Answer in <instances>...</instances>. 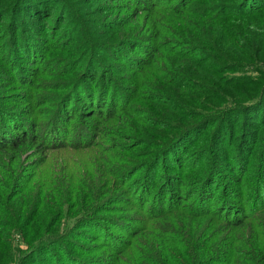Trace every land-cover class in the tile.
Masks as SVG:
<instances>
[{"label":"rangeland","instance_id":"1","mask_svg":"<svg viewBox=\"0 0 264 264\" xmlns=\"http://www.w3.org/2000/svg\"><path fill=\"white\" fill-rule=\"evenodd\" d=\"M170 1L167 0L161 9L166 8L165 6ZM220 1L239 0H194L195 4L206 5L210 11L203 7H193L190 13L183 15H180L178 11L173 12L174 15L162 14L166 10L157 7L156 15H150V17L129 14L125 6H112L113 4L109 0H97L96 4L104 10H97L98 15H93V13L83 15L89 26L90 22L94 23L95 20V24H98L100 18L108 21L126 15V23L123 24V27L132 31L138 25H145L147 20L156 18L158 21L161 19L165 22L164 31L166 33L169 31L166 28L168 26L173 32L184 29L188 33L189 30L193 32L191 37L195 40L184 39L183 42L178 43L181 45L180 48L171 47L170 41L166 43L165 47L160 46V49L164 50L162 52L160 50V55L155 61H152L151 68L146 72L128 68L129 63L125 58L130 59L131 55L138 54L135 50L132 51L125 47L123 53L125 58H121L120 54L105 56L103 59L104 73L118 78L117 80L130 86L128 90L140 95L138 97L121 96V99L116 100L112 105L114 106L112 111L109 110L110 100L107 101L105 107H103L105 105V100H103L100 104L102 107H99V113L96 108L92 107L91 111L82 115L80 121L76 117V125L80 126V131L83 129L81 136L71 133L73 125L64 124L62 127L54 118H48L46 121L45 117L41 116L44 115L43 111L46 112V108L54 106L55 96L59 92L56 86L59 84L61 76L57 73L50 75L52 70L50 60L44 59L41 64H32V70L24 72L27 75L24 80L28 86H24L23 82L16 85L17 88H24L28 94L33 91L40 94L34 104H28L27 98L23 95H15L17 89L11 88L13 86L10 81L13 78V69L9 71L7 65L0 60V81L5 77L8 78L7 83L0 86V96L10 94L4 95L3 98L0 97V107L9 111L5 122H12L9 121L12 117L14 120L26 124L24 131L35 134H40L39 131H34L36 126L40 128L39 124L46 122V132H43L41 136L43 134L50 135V131H56L59 134L56 139L67 141L69 144L62 149H59L60 145L50 146L44 153L35 152L34 147L29 143L14 152H12L13 149L7 150V154L0 157V207L3 204L11 209L13 207L15 214L18 215L20 209L23 208L21 206L19 209V201L23 195L27 198L36 190H39L41 196L49 192L54 195V203H52L59 205L62 210L60 215L55 218L56 227L51 230L53 234L83 243V234L80 236L74 231L77 225L78 210L97 206L98 202L109 205L113 202L110 197L111 193L116 194L122 188L124 181L132 180L137 176V171L146 170V166L143 167L148 156L146 152L154 150L157 145L156 141L160 137L168 135V132L171 134L170 132L174 130L177 134H186V128L193 124H196L195 130H191L189 135L184 137L185 139L189 138V142L184 147H181L183 144L180 146L182 153L189 154L188 152L193 149L196 152H199L200 149H207V153H212L213 149V154L216 155L218 162L220 160L225 165L220 168L222 173L216 176V183L212 185V192L209 193V195L212 194L211 205L219 209L222 204L221 198H227L228 195L233 196L238 207L237 209L233 208L234 212L231 214L233 216L241 213L242 208L243 211L252 213L258 208V205L259 207L264 206V165L261 166L257 158L261 155L255 158L251 146L243 152V165L241 163L239 165V160L230 161L229 145L231 142L226 139L223 142H214L215 137L220 133L223 136L226 134L230 140L232 136H237V134L228 133V128L232 126L236 118L233 113L231 115L230 107L243 100L244 96H247L248 87L253 85L250 80L240 77L264 76V19L238 17L228 10L221 12L218 9ZM3 2L4 0H0V7L4 4ZM75 4L86 9L93 7L92 4H84L81 0H77ZM105 5L106 7H103ZM259 10L256 12H261ZM160 15L165 19L159 18ZM259 15H264V12ZM93 17L96 19H92ZM27 20L29 21V18ZM63 20L64 17L58 22L51 18L38 20L35 22V26L39 27L38 36H41L44 40L43 43L47 45L44 48L49 50L48 54L58 56L61 59L60 68L68 70L65 78L70 77L64 86L74 84L75 88L74 75L72 74L77 66L74 65L73 68L71 63L77 56L72 49L75 46L71 43L72 39L64 31L69 26L67 21L59 29ZM2 24L4 23L1 21L0 26ZM28 27L30 28V26ZM2 30L9 32V28ZM3 33L6 34V32ZM110 33L120 37L126 35L117 30ZM1 43L0 39V49L5 51L7 45H1ZM166 46H169L170 50ZM83 50L82 48L79 50L81 56H84L86 52ZM235 52L239 53L238 55L249 52L247 62L251 63L236 69L240 63L232 65V60H230V57L238 56ZM171 54H173L172 58H170ZM80 58L78 59L80 60ZM78 59L76 61H79ZM67 62H70V65L66 64ZM115 66L122 70L121 74L112 72V68ZM39 70L44 75L43 78L38 77ZM173 77H179V85L172 84ZM40 80L45 81L39 87H35L34 82ZM153 80L154 82H165H162L161 86L158 83H150ZM135 82L139 83L141 87L132 85ZM236 86L241 89V94L244 96L240 97L238 94L237 97H234ZM150 87L157 95H162L163 100L150 96ZM232 99L233 103H231ZM148 100H152V110H155V115L164 116L157 113L159 111L169 113L170 116L166 119L168 127L156 126L150 131L146 129L145 124L149 125V120L142 108L145 101ZM73 102L79 104L80 100L74 99ZM219 110L228 113H220ZM186 113L189 119L181 117ZM179 124L180 128H178ZM27 125L30 127V131L27 129ZM221 127L224 128V132ZM174 132L171 135V140L178 136ZM127 133L135 135L138 141H131V137ZM21 135L20 130L19 136L14 135V137L18 138ZM50 136L52 137V135ZM80 141L86 143L93 141L95 144L92 146L90 143V146H86L80 144ZM7 143L3 146H8ZM16 154L18 157H13ZM165 160L163 159L160 165L161 170L164 168L167 171L168 169H165V164H163ZM189 162L188 159L183 164L187 165ZM123 169H127L128 172L124 174ZM176 170L184 175V181L183 183L169 184V191H165V202L166 205L177 208L178 205L185 203L192 204L195 198L193 186L199 184L196 181L195 184L193 182L204 174L205 167L201 170L198 169L197 175L196 173H191V175L188 169L182 170L177 167ZM195 175L196 177H193ZM58 178L60 179L59 184L57 183ZM14 193L21 195V198L13 200ZM119 197L122 200L129 199L127 193H122ZM28 210L32 213L31 206ZM120 212L127 214L130 212L134 216L141 214V211L136 207L129 208L126 204H121ZM193 213L187 208L178 214L163 218L158 225V231L155 233L154 230H151L144 233L135 249L125 256L124 261L119 259L117 264H143L148 259L150 260L146 264H151V260L155 261V264H253L261 258L259 252L261 246L264 245V211L260 212L261 217L257 219L256 226L246 223L237 227H232V220L225 217L228 214L222 215L223 218L220 215L222 220L220 221L219 217H215V215L212 219H206L198 218L199 216H195ZM7 214L8 210L6 213L0 214L3 220H7ZM0 227L3 229L0 230V249L4 252L0 255V264H22V259L39 244V237L36 236L35 240L34 232L27 235L28 233L25 234L20 230L8 229L4 224H0ZM133 227L137 231V227ZM36 232L39 234L40 230L37 229ZM86 232L91 236L98 233L94 229H89ZM159 236H164L166 239L164 247L161 248L164 252L163 254L159 253L160 257L154 251L155 249L150 248L154 241L157 242ZM147 238L151 240V245ZM68 244L73 245L70 242ZM56 248L58 249V247ZM56 248H48L42 257L50 258L48 253H52ZM215 255L227 259L216 261L214 260ZM262 257H264V249H262ZM229 259H232L233 263H230Z\"/></svg>","mask_w":264,"mask_h":264},{"label":"trees","instance_id":"2","mask_svg":"<svg viewBox=\"0 0 264 264\" xmlns=\"http://www.w3.org/2000/svg\"><path fill=\"white\" fill-rule=\"evenodd\" d=\"M109 1L112 2V6H125L129 14L150 17V15H156L157 7L161 9L167 0ZM75 2L77 3V0H4V4L0 7V23L2 21L4 24H2L0 28H9V32L1 29V45L6 44L7 48L5 51L0 49V60L7 65L9 71L13 69V78L10 79L12 83L11 86H13L11 88L17 89L15 95L25 96L28 104H34L40 94L36 91L28 94L24 88H17L16 85L17 83L23 82L24 86H28L26 80H24L27 76L24 72L32 70V64H41L44 59L47 61L50 60L52 64L50 75L57 73L62 78L60 77V82L56 86L59 92L55 96L56 100L53 104L54 106L46 108V112L43 111L42 113H44V115L41 116H44L46 121L48 118H54L62 127L64 124L69 126L73 125L71 126V133L75 136H81L83 135V129L80 131V126L76 125V117H78L80 121L82 115L91 111L92 107L96 108L99 113V107H102L100 104L103 100H105V105L103 107H105L107 101L110 100L111 107H109V110L112 111V107H114L112 105L116 100L119 101L121 96L138 97L140 95H136L135 92L128 90L130 86H126L120 80H117L118 78L104 73L103 59L105 56L110 57L113 54H120L121 58H125L123 54L125 47L132 51L135 50L138 54L134 56L130 54V59L125 58L129 63L128 68H133L134 71L140 69L142 72H146L151 68L152 61H155L158 55H160V50L161 52L164 50L160 49V46L165 47V45H167L166 43L170 41L171 47L177 46L180 48L181 45H178V43L183 42L184 39H195L191 37L193 32L189 30L188 33L185 32L184 29L173 32L168 26L166 28L169 29V31L166 33L164 31L165 22L161 19L158 21L156 18L147 20L145 25H138L132 31H128L123 27V24L126 23V15L108 21L101 20L100 18L97 22L98 24H95V20L94 23L90 22L89 26L83 15L92 13L93 15H98L96 11L104 10V8H100L101 6L99 5V7L98 4H96L97 0H81L84 4L93 5L92 8L88 9L79 4L76 6ZM79 6L80 8H77ZM218 6H220L218 9L221 12H226V10H228L238 17L242 16L259 20L264 19V15H259V13L264 12V0L220 1ZM103 7H106V5ZM165 7L166 8L161 9L166 10L162 14L174 15V13L178 11L180 15H183L190 13L193 7H203L210 11L209 7L195 4L194 0H171ZM258 9H260L259 11L261 12L257 13L256 10ZM62 17H64V20L61 22L59 29H61L65 21H67L69 26L65 28L64 31L72 39V45H75L72 49L77 57L74 59L75 62L73 61V63H71L73 68L74 65L77 66L72 74L74 75L73 80L76 85L75 88L73 87L74 84H70L67 87L64 86L70 77L65 78L67 76L66 71L68 70L60 68L61 59L58 58V56H51L48 54L49 50L44 48L47 45L43 43L44 40H42L41 36H38L39 34L37 31L39 27L35 26V22L38 20L51 18L58 22ZM27 18H29V21ZM159 18L165 19L162 15H160ZM89 19L91 20V16ZM92 19L96 18L93 17ZM28 26H30V28ZM110 30L122 31L126 35L123 37L115 34L112 35ZM3 32H6V34ZM172 33H174V37ZM185 36L189 38H185ZM163 41L166 42L164 43ZM80 48L86 51L84 56H81V52L79 51ZM167 48L169 49V46ZM173 51L176 52L175 49H173ZM248 53L249 52L238 55L239 53L235 52L238 56L230 57L232 65L234 63H240L236 68L238 69L251 63L247 62L249 57L247 55ZM172 56L173 54H171L170 58H172ZM79 57H81L80 60L78 59ZM77 59L79 61H76ZM69 63L70 62H67L66 64ZM112 72L121 74L122 70L115 66L112 68ZM38 77H44L41 70L38 71ZM240 78L250 80L253 85L248 87L247 96L241 94L242 91L240 88L237 86L235 88L234 97L240 94V97L244 96V99L237 102L235 106L230 107V111H232L231 115L233 113L236 118L232 126L227 128L229 134H237V136H232L230 140L226 137V134L223 136L222 133H220L215 137L214 142H223L225 139L231 142L229 145L231 150V154H229L230 161L239 160V165L240 163L243 165V152L252 146L255 158L261 155L257 158L259 159V164L262 166L264 165V76H244ZM7 79L6 77L3 78L0 81V86L6 84ZM173 79L174 80L171 81L172 84L176 86L180 84L179 77H173ZM44 81L45 80L34 82L35 87H39ZM152 82L162 86V82L165 81H150V83ZM132 85L141 87L137 82ZM71 90L73 91L70 94ZM158 92L162 93L161 91ZM4 95L10 94H3L0 97L3 98ZM150 96L158 97L163 100V96L157 95L152 87H150ZM74 99H79V104L73 102ZM231 103H233V99ZM142 109L146 112V115H148L147 119L149 120V125L145 124L147 130L149 129L150 131L156 126L168 127L166 125V119L170 116L169 113L159 111L157 113H161L164 116L155 115V110H152V100L145 101ZM219 111L220 113H228L223 110ZM8 112L0 107V157L7 154V150L11 151L10 149H13L12 152L17 151L27 143L31 144L37 153H44L46 148L48 149L53 145H60L59 149L69 145L67 141L56 139L57 135H59L56 131L49 132L52 137L44 134L41 136L43 132H46V122L39 124L40 128L36 126L34 129V131H39L40 134L24 131V126L26 124H23L21 121H16L12 117L9 119V121L12 122H5ZM181 117L189 119L187 113L182 114ZM156 122L158 124H152ZM195 126L196 124L188 126L186 128V134H177L174 130L175 132H173L178 136L172 140L171 135L173 132H170L171 134L168 132V135L166 134L160 137L159 140L156 141L157 145L154 150H147L146 152V155H148L146 160L149 158L147 162L145 160L143 165V167L146 166V170L143 171L142 169L137 171V176L132 180L124 181L122 188H120L116 194L111 193L110 197L113 202L109 205L104 202H98L97 206H90L85 210L83 208L78 210L77 225L74 231L80 236L83 234V243H79L72 238H61L58 234H53L51 231L56 227V216H59L62 212L59 205L53 204V194L51 195V193L48 192L44 196H41L39 190H36L32 192L29 197L25 198L23 195L21 198V195L14 193L12 199L19 200L21 198L19 201V209L21 206H23V208L20 209L19 214L16 215L13 207L11 209L6 204H3V206L0 207V214H2V212L6 213L7 210L8 214L6 217L7 220H3L0 215V224H4L11 230L15 229L23 231L25 234L28 233L27 235L34 232L35 240L36 236L39 237V244H34L36 245L35 247L33 245L34 249L22 259V264H117L119 259L124 261L125 256L135 249V246L139 244L140 238L143 237L144 233L151 230H154L153 232L156 233L158 231V225L163 218L178 214L180 211L186 210L187 208L194 212L193 215H198V218L212 219L214 215L215 217L221 215V218H223L222 215L228 214V216H224L232 220V227H237L246 223L256 226L257 219L261 217L260 212L264 211V206L259 207L258 205V208L252 213H247L243 211L242 208L241 213L233 216L231 214H233L234 209L238 208L236 206L237 202L233 196L228 195L227 198H221L222 204L219 209L211 205L210 199L212 194L209 195V193L212 192V185L216 183V176L222 173L220 168H222V166L225 167V165H223V162L220 160L218 162L216 155L213 154V149L212 153H207V149H200L199 152L193 149L191 152H188L189 154L182 153L181 147H184V145L189 142V138L185 139L184 137L187 134L189 135L191 130H195ZM178 128H180V124ZM27 129H30L28 125ZM20 130L22 135L18 138L14 137V135L19 136ZM221 130L224 132L223 127H221ZM127 135L131 137V141H138L135 135L128 133ZM6 143L8 146H3V144ZM79 143L86 146H90V143L92 146L95 144L93 141L88 143L80 141ZM181 144L183 145L181 146ZM191 147L193 148V146ZM189 155L192 156L190 157ZM153 156L155 157L152 159ZM13 157L17 158L18 154ZM163 159H166L163 164H165V169H168L167 171H165L164 168L161 170L160 164ZM188 159L190 162L187 165L183 164V162H187ZM157 165L160 166L157 167ZM177 167L182 170L188 169L190 174L196 173V175L198 169L201 170L205 167V172L200 178L195 179L193 182V184H195V181L199 184L193 186V189H195L193 192L195 198L192 204L185 203L184 205H178L176 208L166 205L165 191L168 190L169 184L183 183L184 175L176 170ZM123 171L124 174L128 172L127 169H123ZM196 175L193 177H196ZM58 181H60L59 178L57 180L59 184ZM161 186L162 188H159ZM122 193H127L129 199L122 200L119 197ZM121 204H126L129 208L136 207L141 211V214L134 216V214L130 212H128L129 214L124 212L121 213ZM29 206H31L32 213L28 210ZM192 207L193 209H191ZM241 214L243 216H238ZM220 221L222 220L220 219ZM133 226L137 227V231H135ZM42 228L44 229L42 230ZM37 229L40 230L39 234L36 232ZM89 229H94L98 233L91 236V234L86 232ZM0 230L3 229L0 227ZM126 235L130 236L125 238L127 237ZM151 238L150 236V239ZM150 239L147 238L148 243L151 245ZM165 240L164 236H159L157 242L154 241L153 246L150 247L152 250L155 249L154 251L159 257V253L163 254L164 252L161 248L164 247ZM69 242L73 243V245L68 244ZM56 247H58V249ZM48 248H56V250L52 253H48L50 258L44 259L42 254ZM262 249H264V245L261 246V251L259 252L261 258L253 264H264L262 263L264 260V257H262ZM3 253L4 252L0 249V255ZM219 259L227 258H220L218 255H215L214 260L217 261ZM149 260L150 259L146 260V263ZM229 260L231 261L230 263H233L232 259ZM150 263L155 264V261L151 260Z\"/></svg>","mask_w":264,"mask_h":264}]
</instances>
